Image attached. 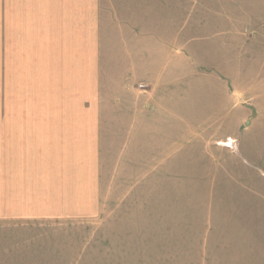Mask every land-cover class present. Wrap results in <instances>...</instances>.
<instances>
[{"label": "rangeland", "instance_id": "rangeland-1", "mask_svg": "<svg viewBox=\"0 0 264 264\" xmlns=\"http://www.w3.org/2000/svg\"><path fill=\"white\" fill-rule=\"evenodd\" d=\"M121 1L100 0L99 132L85 127L52 154L44 132L83 109L49 96L48 82L22 91L15 47L20 27L36 34L35 3L49 2L0 0V264H264V0H142L146 52L162 38L156 81L118 95L102 51L122 50ZM26 114L42 132L29 146L17 131ZM250 209L252 254L229 258L224 225Z\"/></svg>", "mask_w": 264, "mask_h": 264}, {"label": "crops", "instance_id": "crops-1", "mask_svg": "<svg viewBox=\"0 0 264 264\" xmlns=\"http://www.w3.org/2000/svg\"><path fill=\"white\" fill-rule=\"evenodd\" d=\"M58 0H47L49 5L45 7L44 21L42 25L36 21L37 13L40 12L37 9V3L34 5L32 11L34 21L32 22L33 27L36 30L34 36L31 35L29 28L20 27V39L17 35L15 47L18 49L20 58L17 62V69L19 74L21 73V90L24 91L25 83L27 85H37L40 81L43 86L48 84L49 96L55 97L61 101V105L65 107L80 106L83 110L79 114L70 113L65 114L59 118V121L64 122L61 134L55 135L54 130L47 129L44 132V136L47 138V144L43 143V149L41 152H50L56 154L55 151H50L49 146L65 147L76 145L79 139L82 138V133L89 129L85 127L90 126L91 131L99 132L97 127V121L99 116L97 115V108L100 104V94L103 92V88H100V50H99V24H100V0H62L59 2L57 8L54 4ZM75 1V2H74ZM142 0H122L118 3L119 7L115 6V19L122 21V25L125 27L118 26L119 32H123L122 43L123 47L121 52H109V50H103V58H105V75L107 80L109 76L113 74L116 77L119 86L111 87L115 92L119 94H125L129 86L126 83H144L143 81H156L154 78L157 76L159 67L157 62L162 54L163 44L161 35L159 39L160 51L158 52V41L157 49L153 52H146V41L147 35L144 32V25L146 20L139 17V8L143 3ZM21 8V7H20ZM23 8H29L23 7ZM56 10L60 12L57 13ZM22 11V8H21ZM59 14V15H57ZM61 17V19L58 18ZM59 19V20H58ZM86 26L90 36L84 39L82 35V29L77 26ZM90 27V28H89ZM118 32V33H119ZM38 33L43 35L41 45L38 44ZM120 36V33H119ZM154 38V37H153ZM121 42V37H120ZM121 47L119 48V50ZM24 61L26 63H24ZM103 63V62H102ZM107 66V70H106ZM117 66L119 67L116 71ZM29 99L35 98V94H32L28 89ZM137 90V89H136ZM156 90V89H155ZM138 91V90H137ZM140 92H146L139 90ZM136 92V91H135ZM26 93V92H25ZM151 94V93H150ZM149 94V95H150ZM116 100V99H115ZM18 103V102H17ZM26 119L18 124L19 129L17 130L20 134L19 139L26 142L27 146L31 143V138L41 137V130L34 128L30 123L37 120V116L34 114H26ZM77 116H80L78 118ZM121 117V116H120ZM117 116L115 120L118 121L120 118ZM126 117L124 115L123 117ZM113 120V119H112ZM24 122V123H22ZM76 122L85 124L81 126V130H77ZM94 124V125H93ZM111 133H108V135ZM55 135V136H54ZM98 135V134H97ZM113 137H116L112 133ZM52 137V138H51ZM51 138V139H50ZM54 138H65L62 141H55ZM84 141V140H83ZM231 141V140H230ZM233 142L235 140L232 139ZM84 143V142H83ZM82 143V144H83ZM81 144V145H82ZM75 151V150H74ZM73 151V152H74ZM61 153V152H57ZM49 165L50 162L48 161ZM51 167V166H50ZM33 167H23L22 172L18 174L19 178L27 179L24 177V173ZM51 177V173L47 174ZM248 212V211H246ZM244 213V212H243ZM250 219L242 221L241 217L238 222V227L233 225V220L230 225H224V231H226L222 240H230V245H224L225 254L229 258H236V256H244L252 254L253 247L248 241L249 233L247 230L250 228L251 235L253 234L252 224V211L250 209ZM209 218V217H208ZM220 224H225L224 220L221 219ZM237 229V230H235ZM244 236H247L243 240ZM251 238V237H250ZM248 241V242H247ZM209 243V240H208ZM207 243V262L211 256V248L208 247ZM250 250V251H249ZM220 258V253H215Z\"/></svg>", "mask_w": 264, "mask_h": 264}, {"label": "built area", "instance_id": "built-area-1", "mask_svg": "<svg viewBox=\"0 0 264 264\" xmlns=\"http://www.w3.org/2000/svg\"><path fill=\"white\" fill-rule=\"evenodd\" d=\"M141 89H146V85H140Z\"/></svg>", "mask_w": 264, "mask_h": 264}]
</instances>
